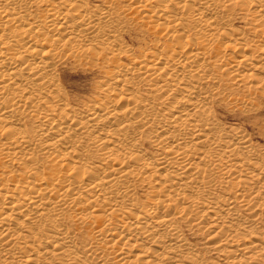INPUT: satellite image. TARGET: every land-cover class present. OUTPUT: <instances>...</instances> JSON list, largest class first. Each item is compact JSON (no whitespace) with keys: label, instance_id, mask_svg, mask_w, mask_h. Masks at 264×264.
<instances>
[{"label":"bare ground","instance_id":"1","mask_svg":"<svg viewBox=\"0 0 264 264\" xmlns=\"http://www.w3.org/2000/svg\"><path fill=\"white\" fill-rule=\"evenodd\" d=\"M255 97L264 0H0V264H264Z\"/></svg>","mask_w":264,"mask_h":264},{"label":"rangeland","instance_id":"2","mask_svg":"<svg viewBox=\"0 0 264 264\" xmlns=\"http://www.w3.org/2000/svg\"><path fill=\"white\" fill-rule=\"evenodd\" d=\"M138 25V24H137ZM137 25H130L121 32L124 43L132 48L137 53V47L143 46L144 41L147 42V38H142L139 35L138 30H136ZM242 26L238 21L232 25L233 28H239ZM137 32V33H136ZM142 39V40H141ZM103 65V60H99ZM90 64H79L74 65L71 61H66L61 67L58 66V73L60 77V82L63 85L64 91L67 93L71 100L80 99L84 100L90 98L93 91L92 87L94 81L102 74L99 67H93ZM247 97L250 98L252 94L245 93ZM253 102L256 106L251 108H245V111L236 110L234 112H227L225 110H220V119L223 116L234 115L237 117V120H226L228 123H236L241 125L248 133H250L252 141L254 144H263L264 143V99L260 97L253 98ZM224 109V108H223ZM228 113H231L230 115ZM222 114V115H221ZM236 121V122H235ZM240 121V122H239ZM239 122V124H238ZM242 123V124H241ZM140 191H137V194H140ZM139 199L142 200V197L139 196ZM187 238L191 242H194L197 247L202 248V242L199 241L200 238L195 234L194 231H186Z\"/></svg>","mask_w":264,"mask_h":264}]
</instances>
